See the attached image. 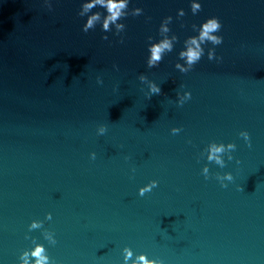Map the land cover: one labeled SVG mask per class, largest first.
<instances>
[{"label": "water", "instance_id": "1", "mask_svg": "<svg viewBox=\"0 0 264 264\" xmlns=\"http://www.w3.org/2000/svg\"><path fill=\"white\" fill-rule=\"evenodd\" d=\"M199 2L193 16L189 0H131L143 14L113 36L81 31V0H51V11L42 0H0V264H17L33 239L55 264H121L124 247L162 264H264V0ZM168 16L178 41L149 69L147 38L159 39ZM211 17L220 61L206 59V45L179 73L183 40ZM141 74L160 95L145 98ZM185 91L191 99L177 107ZM210 142L236 150L223 169L207 164L205 180ZM226 172L233 180L221 188L214 177ZM33 220L43 229L28 232Z\"/></svg>", "mask_w": 264, "mask_h": 264}, {"label": "clouds", "instance_id": "2", "mask_svg": "<svg viewBox=\"0 0 264 264\" xmlns=\"http://www.w3.org/2000/svg\"><path fill=\"white\" fill-rule=\"evenodd\" d=\"M43 5L51 11V0H42ZM131 0H81L80 8L77 15L84 18V23L81 27L83 33H88L90 30L95 29L99 26V30L102 33L111 32L113 36H119L125 30V24L119 21L126 19L129 15L133 17L141 16L143 10L141 8H132L129 11V4ZM96 9V11H93ZM189 10L193 16H195L201 10V4L199 0H189ZM185 12L183 9H178L176 12L177 19L184 17ZM172 22V17H165L158 27V37L155 41L151 36L147 38L146 47V67L149 69L156 68L163 57L171 53L176 45L178 38L175 34L169 35L170 28L169 25ZM183 26V25H182ZM221 29V24L217 18L211 17L205 19L198 27L194 24L192 25V31L194 35L188 36L183 40L181 49L177 52V63L174 64V69L181 74L188 73L192 70L194 65H196L202 57H205V46L211 45L207 48L206 59L208 61H220V57L215 54V48L222 44L223 39L217 33ZM102 40L107 41L108 35H102ZM123 38L120 39L119 43H123ZM113 69L117 70L116 65H113ZM140 84L144 85L147 89L145 92V98L150 99L153 95H160V87L153 81L147 79L143 74L137 77ZM96 84L102 85L103 80L97 76ZM181 88L183 85L180 86ZM143 90V89H142ZM191 99V94L187 91L183 92L181 95L176 92V106L180 107L185 102ZM181 131L179 128H172L170 130L172 135H176ZM106 132V128L101 125L96 129L97 136H103ZM239 137L244 140L247 144L249 141L248 133L241 131ZM236 150V145L233 143H216L210 142L206 148L201 152V156L205 159L206 164L201 168L200 174L207 180L209 178V168L207 164H214L218 168H225L226 162H232L233 153ZM89 158L94 160L95 153H90ZM239 163V161H236ZM134 171V170H133ZM214 179L220 184L221 188L227 187L225 181L231 182L233 176L231 173H224L223 175H215ZM157 182L155 180L149 181L143 187H140L137 194L141 197L145 193L150 192L152 189L156 188ZM45 220H51L50 214L45 215ZM43 229V222L33 220L28 224V232L33 230ZM41 236L44 241L47 242L49 246H54L57 241L55 239V233L43 230L41 231ZM25 239H28L25 236ZM122 262L121 264H162L159 259H149L144 254L135 255L133 251L124 247L121 250ZM17 264H55V261L51 260L44 245L37 243L35 239L32 240V247L30 250H23L17 257Z\"/></svg>", "mask_w": 264, "mask_h": 264}]
</instances>
